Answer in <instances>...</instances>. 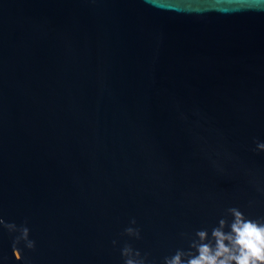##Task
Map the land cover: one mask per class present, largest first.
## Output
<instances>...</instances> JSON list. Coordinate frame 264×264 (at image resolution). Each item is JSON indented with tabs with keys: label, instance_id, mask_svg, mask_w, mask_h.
<instances>
[{
	"label": "water",
	"instance_id": "1",
	"mask_svg": "<svg viewBox=\"0 0 264 264\" xmlns=\"http://www.w3.org/2000/svg\"><path fill=\"white\" fill-rule=\"evenodd\" d=\"M254 140L264 11L0 0V216L35 241L16 260L0 226V264H123L125 243L162 264L228 207L264 217Z\"/></svg>",
	"mask_w": 264,
	"mask_h": 264
},
{
	"label": "clouds",
	"instance_id": "2",
	"mask_svg": "<svg viewBox=\"0 0 264 264\" xmlns=\"http://www.w3.org/2000/svg\"><path fill=\"white\" fill-rule=\"evenodd\" d=\"M241 9L247 11H264V0H232ZM253 151H264V142L253 141ZM215 164V162H214ZM217 167H219L217 165ZM223 171V169H220ZM228 217H231L229 220ZM130 225L136 224L135 219ZM0 226L9 233L17 232L12 240V255L21 260V250L17 246L23 241L27 249L35 248V241L29 239V228L19 227L15 223L5 222L0 216ZM123 234L140 239V229L128 226ZM187 236V249L178 248L169 256L163 257L162 264H264V217L246 216L238 207H228L225 214L209 232V229H197ZM113 245L117 241H112ZM123 264H150L147 253L143 256L138 249L125 243L120 249Z\"/></svg>",
	"mask_w": 264,
	"mask_h": 264
}]
</instances>
